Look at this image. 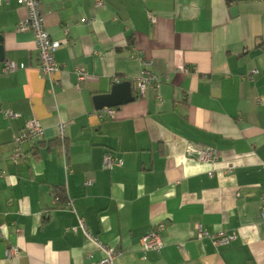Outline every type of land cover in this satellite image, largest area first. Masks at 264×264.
Listing matches in <instances>:
<instances>
[{
    "label": "crops",
    "instance_id": "obj_1",
    "mask_svg": "<svg viewBox=\"0 0 264 264\" xmlns=\"http://www.w3.org/2000/svg\"><path fill=\"white\" fill-rule=\"evenodd\" d=\"M42 13L62 42L55 85L34 35L17 31L27 9L0 6V264H96L79 219L120 252L115 264H264V0H42ZM7 61L18 69L4 73ZM144 70L160 82L137 98ZM126 81L136 100L100 120L95 97ZM33 118L45 136L15 162ZM107 152L124 165L106 169ZM159 225L162 251L145 252ZM199 225L237 238L215 246Z\"/></svg>",
    "mask_w": 264,
    "mask_h": 264
},
{
    "label": "built area",
    "instance_id": "obj_2",
    "mask_svg": "<svg viewBox=\"0 0 264 264\" xmlns=\"http://www.w3.org/2000/svg\"><path fill=\"white\" fill-rule=\"evenodd\" d=\"M12 0H0V6L8 5ZM19 6L25 7L28 11V17L21 21L17 27L18 32H31L35 37V43L38 53L39 69L42 76L47 77L52 85L57 82L55 80L56 74L61 70V66L56 60V52L62 47V42L59 40H54L51 38L50 34L45 28L44 16L42 13V0H14ZM103 4V0H97V5ZM155 22V19H152ZM21 68H24L21 65ZM18 69L16 63L12 61H7L5 63L3 72L13 73ZM180 72H186L187 69L184 65L178 67ZM258 74L257 70H254L251 74L247 75L246 79L253 80V76ZM75 75L77 83L81 84L85 82L88 77V71L82 66H78L75 69ZM160 80L156 75H154L150 70H144L140 77L134 80L136 85V97L140 98L144 96L146 91L158 84ZM13 113H8L7 117H14ZM96 116L100 120L114 119L116 116L115 108H104L96 112ZM69 123H61L59 126V138L64 143L67 135V129ZM45 136V128L42 123L37 119H30L27 121L25 127L20 131L19 135L14 141V159L15 162L24 158V146L27 143L42 139ZM197 158L201 162L215 163L217 161V155L212 150H202L197 155ZM104 167L106 169H113L114 167H122L124 161L121 158H116L112 153L107 152L104 155L103 160ZM234 167L230 166L226 173H232ZM213 173H210L212 176ZM92 184L91 180L85 183V186ZM262 210L261 219L264 222V195L261 196ZM68 207L73 209L72 202L68 203ZM79 228L84 233L86 238L94 247L102 253V258L96 264H115V260L119 256L120 252L102 243L96 236L92 235L90 231L87 230L85 221L79 219ZM5 225L0 223V229H3ZM164 230V225H159L156 232L145 236L142 239V247L145 252L147 251H157L161 252L164 247V242L161 237L160 232ZM19 233L20 230H17ZM204 238H211L212 243L215 246L229 244L230 242L236 240V235H227L225 232H221L218 235L212 236L206 230H204L200 225L197 228V239L202 240ZM19 251L14 248H9L6 251L7 258L18 257Z\"/></svg>",
    "mask_w": 264,
    "mask_h": 264
},
{
    "label": "water",
    "instance_id": "obj_3",
    "mask_svg": "<svg viewBox=\"0 0 264 264\" xmlns=\"http://www.w3.org/2000/svg\"><path fill=\"white\" fill-rule=\"evenodd\" d=\"M2 51L3 49L0 46V61L4 58ZM135 100L132 83L126 81L115 84L109 94L95 97V104L97 110H103L104 108H119Z\"/></svg>",
    "mask_w": 264,
    "mask_h": 264
}]
</instances>
